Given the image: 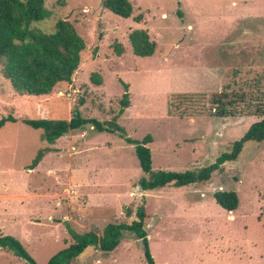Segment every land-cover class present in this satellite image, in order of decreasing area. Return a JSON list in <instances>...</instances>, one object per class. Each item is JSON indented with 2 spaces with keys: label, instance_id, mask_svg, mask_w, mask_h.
<instances>
[{
  "label": "rangeland",
  "instance_id": "obj_1",
  "mask_svg": "<svg viewBox=\"0 0 264 264\" xmlns=\"http://www.w3.org/2000/svg\"><path fill=\"white\" fill-rule=\"evenodd\" d=\"M130 2L132 14L122 18L103 0H45L51 14L34 26L51 32L65 19L85 42L71 81L47 95L17 94L0 64V118L17 119L0 128V236L20 237L34 260L46 264L73 241L66 224L101 235L108 224L131 223L142 206L154 264H264V141L245 142L237 160L206 181L143 190L139 180L149 175L117 132L88 125L48 144L40 129L22 122L68 120L75 110L114 119L129 138L151 135L152 171L184 172L229 152L260 119L212 116L209 98L223 86L241 87L247 101L239 109L264 110V0ZM134 30L155 43L151 55L133 53ZM125 92L129 105L118 114ZM40 149L50 156L29 169ZM220 188L237 193L234 211L215 202ZM73 263L147 264L141 238L127 231L112 251L87 248ZM0 264L25 262L2 250Z\"/></svg>",
  "mask_w": 264,
  "mask_h": 264
},
{
  "label": "trees",
  "instance_id": "obj_2",
  "mask_svg": "<svg viewBox=\"0 0 264 264\" xmlns=\"http://www.w3.org/2000/svg\"><path fill=\"white\" fill-rule=\"evenodd\" d=\"M177 1L180 3L181 0ZM103 6L122 18L130 17L133 10L130 0H103ZM50 14L45 6V0H0L1 73L19 95H47L58 83H69L80 65L85 42L70 21L58 19L51 32H44L34 26L35 22L48 18ZM129 42L135 55L149 56L154 52L155 43L149 39L148 33L144 30L132 31L129 34ZM119 52L121 53L120 50ZM95 81L99 83L101 80L97 77ZM262 95L264 97V91ZM209 100L211 104L209 113L212 116L225 118L252 114L261 117L249 126L240 139L232 143L229 152L222 153L214 162L193 171H152L151 151L148 147V143L152 141L151 135L147 134L141 140L129 138L124 128L114 119L101 121L93 117H83L75 110L68 120L40 117L24 118L22 122L33 129H40L41 138L48 144L54 143L69 131L84 129L88 125L97 132H117L133 145L141 170L149 175L148 178L139 180L141 189H159L169 184L180 187L206 181L214 171L220 170L225 162L236 161L245 142L264 141V110L261 105L255 110L249 108L246 112L239 109V106L245 105L247 101L246 90L241 87L234 89L229 85L223 86L213 91ZM120 104L118 114L129 105L127 92L123 94ZM16 121L17 119L12 115L3 116L0 118V128L6 122ZM45 151L40 149L37 152L28 166L29 169H33L41 161ZM212 196L216 203L227 211H232L238 206L239 200L235 191L215 190ZM144 219V208L139 206L136 210V219L131 223L108 224L101 235L93 229L78 233L66 224L73 241L53 254L46 264H72L87 248L112 251L120 243L122 233L125 231L141 238L145 261L147 264H154L143 228ZM0 248L10 251L25 264H38L14 236H0Z\"/></svg>",
  "mask_w": 264,
  "mask_h": 264
},
{
  "label": "crops",
  "instance_id": "obj_3",
  "mask_svg": "<svg viewBox=\"0 0 264 264\" xmlns=\"http://www.w3.org/2000/svg\"><path fill=\"white\" fill-rule=\"evenodd\" d=\"M46 154H47V155L49 154V156H50L51 151H50V152L48 151V153H46ZM46 154H44V155H46ZM46 157H47V156H46ZM46 157H45V158H46ZM42 158H43V157H42ZM45 158H44V159H45ZM41 160H42V159H41ZM39 164H41V162H39L37 165H39ZM37 165H36L35 167H37ZM35 167L33 168V170L35 169ZM209 179H210V178H209ZM174 187H175V186H174ZM180 187H181V186H180ZM163 188H165V186L159 188V190H157V191H163ZM220 189H222V188H220ZM152 190H153V189H152ZM164 190H165V189H164ZM155 191H156V190H155ZM168 194H172V192H168ZM202 194H203V193H202ZM161 196H162V194L159 196V198H160ZM157 202H158V201H157ZM215 202H216V201H215ZM220 207H221V206H220ZM221 208H222V207H221ZM234 210H235V209H234ZM234 210H232V211H234ZM65 226H66V225H65ZM66 230H67V229H66ZM67 232H68V231H67ZM68 233H69V232H68ZM66 235H67V234H66ZM67 236H68V235H67ZM69 236H70V234H69ZM70 237H71V236H70ZM15 238H17L18 240L20 239V237H18V236L15 237ZM71 239H72V238H71ZM19 241H20V240H19ZM65 247H66V246H65ZM2 250H4V249H1V248H0V252H1ZM109 252H110V251H109ZM73 262H74V261H73ZM73 262H72V264H75V263H73Z\"/></svg>",
  "mask_w": 264,
  "mask_h": 264
}]
</instances>
